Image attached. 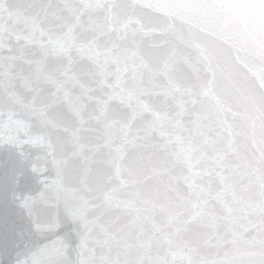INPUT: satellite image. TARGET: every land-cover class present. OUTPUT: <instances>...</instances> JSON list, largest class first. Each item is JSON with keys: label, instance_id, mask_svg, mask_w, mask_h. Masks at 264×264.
I'll use <instances>...</instances> for the list:
<instances>
[{"label": "water", "instance_id": "95a60500", "mask_svg": "<svg viewBox=\"0 0 264 264\" xmlns=\"http://www.w3.org/2000/svg\"><path fill=\"white\" fill-rule=\"evenodd\" d=\"M0 264H264V0H0Z\"/></svg>", "mask_w": 264, "mask_h": 264}]
</instances>
